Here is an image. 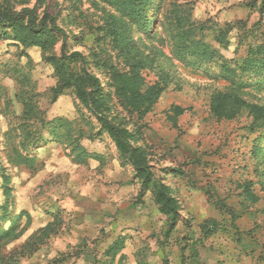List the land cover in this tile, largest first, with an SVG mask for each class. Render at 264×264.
I'll list each match as a JSON object with an SVG mask.
<instances>
[{
    "label": "rangeland",
    "instance_id": "rangeland-1",
    "mask_svg": "<svg viewBox=\"0 0 264 264\" xmlns=\"http://www.w3.org/2000/svg\"><path fill=\"white\" fill-rule=\"evenodd\" d=\"M15 1L36 6L39 13L46 9L59 15L58 21L71 16L66 31L77 34L83 29L88 34L70 50L86 57L94 49L88 27L102 25L105 12L113 13L101 0H94L97 7L89 0L80 4L76 0ZM71 3L76 5L74 10ZM184 3L193 5L194 22L232 26L227 49L215 45L211 33L206 37L225 59L244 55L249 38L242 43L239 39L250 29L264 36L261 0H163L156 15L149 16L150 36L141 35L146 51L161 47L166 56L169 54L170 12ZM154 32L156 37H152ZM60 46L58 43L49 53L58 56ZM155 65L167 71L169 83L139 121L140 144L146 147L155 179L170 189L179 207L174 223L159 212L152 192L145 190L134 169L120 160L107 135L91 128L90 123L98 127L96 121L74 95L66 91L53 98L50 90L56 78L42 51L37 47L22 50L17 42L0 39V69H23L31 83L20 85L8 74L0 78L5 93L0 95V264H108L109 255L103 254L105 241H94V213L101 216L96 222L102 225L111 210L122 208L143 213L152 224L146 226L144 235L150 241L140 242L136 252L140 264H264V160L254 155L257 133L249 131L254 114L243 110L231 121L212 116V95L228 85L214 76L219 72L215 62L190 68L159 58ZM156 69L143 73L146 82L156 81ZM98 78L105 86L107 79ZM20 91L26 98L36 97L45 121L62 118L71 124L72 133L82 132L79 144L89 155L84 163L74 162L71 148L51 141L45 130L44 142L30 147L34 161L29 167L9 161L4 141L11 144V137L17 145L23 139L19 129L23 105L15 98ZM240 96L264 109L263 88H246ZM172 106L181 108L182 114L174 117ZM243 183H249L256 202L243 200ZM207 220L217 222L219 230L204 238L200 227ZM100 232L103 234L97 237L106 238L104 231ZM241 238L249 248L237 241Z\"/></svg>",
    "mask_w": 264,
    "mask_h": 264
},
{
    "label": "trees",
    "instance_id": "trees-1",
    "mask_svg": "<svg viewBox=\"0 0 264 264\" xmlns=\"http://www.w3.org/2000/svg\"><path fill=\"white\" fill-rule=\"evenodd\" d=\"M76 1L80 4L82 0ZM101 1L107 3L113 13L105 12L106 17L102 25L88 27L93 36L94 49H91L87 57L78 51L70 50L71 46L81 44L88 34H85L83 29L77 34L66 31V20L71 23V16L58 21L59 15L53 16L46 9L39 13L38 7H27L26 3L20 1L0 0V39L13 40L22 50L37 47L42 51L45 62L51 65L56 78V84L50 90L53 98L66 91L74 95L83 109L96 121L98 127L90 123L91 128L107 135L113 142L120 160L130 165L137 178L142 180V187L152 192L159 212L174 223L179 216V207L170 195V189L155 179L148 160L149 154L144 144H140L143 140L139 121L157 103L169 83L167 71L155 63L159 58H165L185 67L195 68L215 62L219 72L214 76L222 78L228 85L224 91L212 95L210 113L219 121H231L243 110L253 113L255 120L251 123L249 131L251 134L257 133L254 155H261L264 160V153L261 154L264 148L261 147L264 145V109L246 102L240 96L246 88L253 87L258 91L264 89V36L256 35L250 29L239 39V43H242L249 38L244 55L238 59H225L206 37L207 33H211L214 44L227 49L230 45L228 34L232 26L228 24L219 28L194 22L191 20L193 5L184 3L175 5L170 12L173 22L172 31L168 32L169 54L166 56L161 47L158 48L159 51L152 48L146 51L140 42L142 34L146 38L150 36L149 16L156 15L163 0ZM89 2L97 7L94 0ZM74 8L76 5L71 3L70 9ZM263 11L264 0H261L260 12ZM75 20L73 18L74 22ZM152 37H156V32ZM58 43L61 44L59 55L50 54ZM6 68L0 69V78L8 74L20 85L31 84L29 73L25 70ZM154 68H157V79L148 83L143 73ZM91 69L99 74H93ZM99 75L107 79L105 86L101 85ZM3 91L0 84V95H5ZM25 94L20 91V95L15 96L23 105L20 115L22 124L19 126L23 139L18 142L19 148L16 147L18 144L10 141L11 137V144L4 141V147L9 151V161L29 167L31 161H34L29 153L30 147L37 148L38 144L44 142L42 132L45 130L51 141L66 143V146L71 148L74 162L84 163L89 155L79 144L82 132L78 130L72 133L71 124L62 118L45 121L41 117L42 112L39 111L36 97L34 101L32 96L26 98ZM170 109L174 117L183 112L179 107L172 106ZM256 123L258 125L255 126ZM30 125L32 128L29 129ZM240 190L244 201L250 204L256 202L257 198L249 183H243ZM261 212L264 214V210ZM200 228L203 237L209 238L218 232L219 224L214 220H207ZM231 228L237 229L235 226ZM237 241L242 247L249 248L244 239ZM123 247L122 241H116L105 249L103 254L109 255L110 258L108 264H114L115 256ZM122 260L121 256L118 264H121Z\"/></svg>",
    "mask_w": 264,
    "mask_h": 264
},
{
    "label": "crops",
    "instance_id": "crops-1",
    "mask_svg": "<svg viewBox=\"0 0 264 264\" xmlns=\"http://www.w3.org/2000/svg\"><path fill=\"white\" fill-rule=\"evenodd\" d=\"M100 217L99 214L94 213V241H105V248L116 241H122L124 247L115 256L114 264H118L121 256L123 257L121 264H140V261L136 259V252L139 250L140 242L150 241L144 236L146 226L152 225L150 219L143 213L139 211L135 213L134 209L129 208H122L118 211L111 210L106 216V223L102 225L99 224L100 222H96ZM101 230L106 234V238L97 237L103 234V232L101 234Z\"/></svg>",
    "mask_w": 264,
    "mask_h": 264
}]
</instances>
